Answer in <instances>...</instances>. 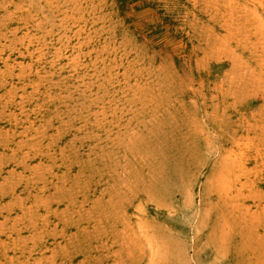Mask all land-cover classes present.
<instances>
[{
  "label": "rangeland",
  "instance_id": "obj_1",
  "mask_svg": "<svg viewBox=\"0 0 264 264\" xmlns=\"http://www.w3.org/2000/svg\"><path fill=\"white\" fill-rule=\"evenodd\" d=\"M0 264H264V0H0Z\"/></svg>",
  "mask_w": 264,
  "mask_h": 264
},
{
  "label": "bare ground",
  "instance_id": "obj_2",
  "mask_svg": "<svg viewBox=\"0 0 264 264\" xmlns=\"http://www.w3.org/2000/svg\"><path fill=\"white\" fill-rule=\"evenodd\" d=\"M202 84V83H201ZM193 91V90H192ZM228 114V113H227ZM217 126H218V124H217ZM221 127V126H220ZM226 141V140H225Z\"/></svg>",
  "mask_w": 264,
  "mask_h": 264
}]
</instances>
